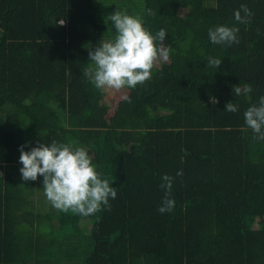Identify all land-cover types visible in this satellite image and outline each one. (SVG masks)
I'll return each instance as SVG.
<instances>
[{"label":"trees","instance_id":"obj_1","mask_svg":"<svg viewBox=\"0 0 264 264\" xmlns=\"http://www.w3.org/2000/svg\"><path fill=\"white\" fill-rule=\"evenodd\" d=\"M242 4L248 24L235 21ZM117 9L166 30L173 51L107 115L83 71ZM218 25L238 27L239 44H213ZM261 97L264 0H0V264H264V140L244 118ZM53 141L85 148L115 181L110 210L65 213L43 177L22 179L21 146ZM165 174L176 203L161 214Z\"/></svg>","mask_w":264,"mask_h":264},{"label":"clouds","instance_id":"obj_2","mask_svg":"<svg viewBox=\"0 0 264 264\" xmlns=\"http://www.w3.org/2000/svg\"><path fill=\"white\" fill-rule=\"evenodd\" d=\"M148 15H154L151 9ZM252 16L246 4L234 12L237 23L248 24ZM107 20L111 22L115 35L111 39L103 38L94 50L88 46L90 62L83 71L97 89H135L152 78L153 69L161 61L169 62L173 50L164 43L166 30L153 34L149 27H145L143 16L130 15L127 10L117 9ZM64 24L66 21L61 20L60 25ZM239 31L236 26L218 25L210 29L208 35L213 44L231 46L239 44ZM222 63L219 58L209 57L207 67L220 68ZM233 89L235 96L252 90L247 83L233 86ZM124 98L129 99L127 96ZM210 100L213 104L218 103L215 97H210ZM226 110L235 113L238 105L229 102ZM244 118L246 126L257 134L254 138L264 140V97L260 98L258 106L253 105L245 111ZM20 153L22 179L27 182L43 177L44 194L57 210L89 217L105 208L110 210V199L117 198V188L113 187L115 181L110 182L102 171L97 170L93 157L83 147L53 141L50 145L41 143L31 151H25L21 146ZM176 175L182 176V170ZM174 179L168 174L161 177L160 188L164 192L158 208L161 214L175 208L176 202L171 195Z\"/></svg>","mask_w":264,"mask_h":264},{"label":"rangeland","instance_id":"obj_3","mask_svg":"<svg viewBox=\"0 0 264 264\" xmlns=\"http://www.w3.org/2000/svg\"><path fill=\"white\" fill-rule=\"evenodd\" d=\"M187 10L182 9L181 12L179 13L178 18H183L184 15L186 14ZM163 64V61H161L158 66L161 67ZM106 92V97H105V105H106V113L107 115H110L112 112H114L122 102L125 100V96H128V89H122L120 91L116 90H111V89H105ZM251 225V220L249 221Z\"/></svg>","mask_w":264,"mask_h":264}]
</instances>
